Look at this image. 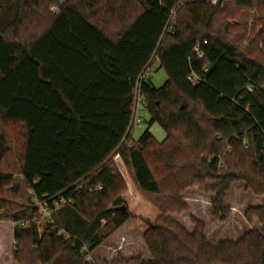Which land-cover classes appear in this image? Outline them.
Wrapping results in <instances>:
<instances>
[{"label": "trees", "instance_id": "1", "mask_svg": "<svg viewBox=\"0 0 264 264\" xmlns=\"http://www.w3.org/2000/svg\"><path fill=\"white\" fill-rule=\"evenodd\" d=\"M255 43L264 0H0V221L14 224L13 261L92 264L132 219L149 253L134 264H264ZM153 57L160 86L140 77ZM135 89L148 126L128 142ZM236 182L260 200L243 211L252 228L210 239L202 218L178 219L201 194L225 220ZM59 197L69 202L42 218L36 202Z\"/></svg>", "mask_w": 264, "mask_h": 264}, {"label": "rangeland", "instance_id": "2", "mask_svg": "<svg viewBox=\"0 0 264 264\" xmlns=\"http://www.w3.org/2000/svg\"><path fill=\"white\" fill-rule=\"evenodd\" d=\"M175 17L171 16V23ZM251 55H255V49L264 53V43H255ZM146 76L149 77L154 86H160L166 80V73L163 68L158 67L156 57H153L151 63L146 68ZM139 96L137 89L134 91V99ZM138 105L133 113L131 120L130 138L126 141L136 140L143 130L148 126V114L143 108L141 101L138 99ZM138 117L139 122L135 119ZM6 128H10L6 125ZM5 129V128H2ZM149 130L156 140H162L165 133L163 128L157 122L149 126ZM8 131V130H7ZM10 159H5L6 165ZM191 197L194 195L190 194ZM228 203L231 207L230 213L225 220H217L209 214V205L206 199L200 194L197 200L188 203L189 209L178 219L189 224V215L202 218L206 222V234L210 239L221 237L236 238L242 231L252 228L254 223H248L244 216V209L251 203H257L260 200L250 197L243 190L241 182H236L228 194ZM18 199V198H16ZM41 222V221H40ZM14 224L11 221H0V264H20L12 259L13 242L11 230ZM257 227V226H256ZM10 230V231H9ZM148 250L144 244L142 236L138 231L134 221L127 219L120 227L114 230L98 247L87 254L86 260L92 264H134L138 258H147Z\"/></svg>", "mask_w": 264, "mask_h": 264}, {"label": "built area", "instance_id": "3", "mask_svg": "<svg viewBox=\"0 0 264 264\" xmlns=\"http://www.w3.org/2000/svg\"><path fill=\"white\" fill-rule=\"evenodd\" d=\"M194 49L198 50V45H195ZM198 54H200V53H198ZM145 74H146V69L143 72V75H141L140 77L144 76ZM195 78L196 77L194 75L189 76L190 80H194ZM138 99L142 103V98L140 95L137 97V99H134L133 113L136 110V107L138 105V103H137ZM142 105H143V103H142ZM135 121L139 122L140 119L138 117H136ZM100 188H101V186L99 184L96 186H93V187H90V186L85 187V189L88 191L98 190ZM65 202H69V201L67 199H65L64 197H59V199L53 200L52 206H50L46 201H37L36 204L39 206L41 217L42 218H49L51 213H53L56 209L60 208Z\"/></svg>", "mask_w": 264, "mask_h": 264}, {"label": "crops", "instance_id": "4", "mask_svg": "<svg viewBox=\"0 0 264 264\" xmlns=\"http://www.w3.org/2000/svg\"><path fill=\"white\" fill-rule=\"evenodd\" d=\"M9 229L12 231V228H11L10 226H9ZM10 230H9V231H10Z\"/></svg>", "mask_w": 264, "mask_h": 264}, {"label": "water", "instance_id": "5", "mask_svg": "<svg viewBox=\"0 0 264 264\" xmlns=\"http://www.w3.org/2000/svg\"><path fill=\"white\" fill-rule=\"evenodd\" d=\"M123 209H124V207H123Z\"/></svg>", "mask_w": 264, "mask_h": 264}]
</instances>
